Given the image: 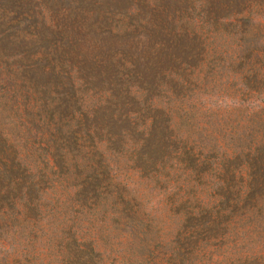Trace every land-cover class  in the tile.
<instances>
[{"label":"trees","instance_id":"1","mask_svg":"<svg viewBox=\"0 0 264 264\" xmlns=\"http://www.w3.org/2000/svg\"><path fill=\"white\" fill-rule=\"evenodd\" d=\"M0 264H264V0H0Z\"/></svg>","mask_w":264,"mask_h":264},{"label":"rangeland","instance_id":"2","mask_svg":"<svg viewBox=\"0 0 264 264\" xmlns=\"http://www.w3.org/2000/svg\"><path fill=\"white\" fill-rule=\"evenodd\" d=\"M245 105H248V102H246ZM237 223L242 227L238 234L232 233L223 244L221 242L210 249V251L213 253L214 260L223 259V254H226L227 252L229 253L230 251L233 252L235 249H237V247H239L237 251L241 250L243 247H246L247 242L244 241V238H242V231L248 228V225H246L248 221L242 220ZM236 235H238V237H236ZM245 237H247V235H245Z\"/></svg>","mask_w":264,"mask_h":264}]
</instances>
